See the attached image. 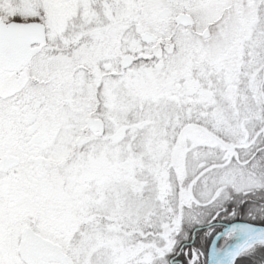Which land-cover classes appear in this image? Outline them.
<instances>
[{
	"label": "snow or ice",
	"instance_id": "snow-or-ice-1",
	"mask_svg": "<svg viewBox=\"0 0 264 264\" xmlns=\"http://www.w3.org/2000/svg\"><path fill=\"white\" fill-rule=\"evenodd\" d=\"M0 264H264V0H0Z\"/></svg>",
	"mask_w": 264,
	"mask_h": 264
}]
</instances>
